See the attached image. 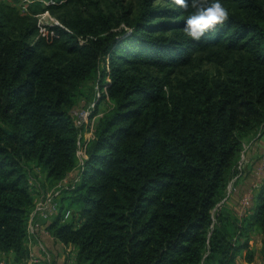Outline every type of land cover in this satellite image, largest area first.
<instances>
[{
  "label": "trees",
  "instance_id": "trees-1",
  "mask_svg": "<svg viewBox=\"0 0 264 264\" xmlns=\"http://www.w3.org/2000/svg\"><path fill=\"white\" fill-rule=\"evenodd\" d=\"M219 2L226 19L198 40L185 21L211 0L77 13L44 24L34 42L36 24L12 22L0 4V252L13 254L11 264L27 255L33 166L51 182L77 178L47 225L75 247L77 264H233L241 252L252 261L249 231L264 230V179L239 219L211 210L244 140L264 131V0ZM209 48L215 71L175 77ZM94 83L113 106L80 164L70 110ZM72 202L78 225L60 221Z\"/></svg>",
  "mask_w": 264,
  "mask_h": 264
},
{
  "label": "rangeland",
  "instance_id": "rangeland-1",
  "mask_svg": "<svg viewBox=\"0 0 264 264\" xmlns=\"http://www.w3.org/2000/svg\"><path fill=\"white\" fill-rule=\"evenodd\" d=\"M138 2L139 0H80L77 2L60 0V2L56 5V3L54 2H50L53 4H49L47 0H0V4H4L5 6L6 5L8 6V8L5 9V13H9L12 16V22H18L22 20L23 17H27L36 24L37 34L29 37L28 38L29 42H34L38 37L44 34V30L46 29L44 24L46 23L54 22L57 24H61L60 23L61 19L73 17L77 13H79L83 17H90L91 15H95L99 8L102 9V11L105 13L116 14L120 6H123L131 10L133 13H135L138 8ZM119 27L126 28V26L123 23L120 24ZM43 50L45 52H50L51 48H44ZM211 51L212 49L209 48L205 52H202L201 54L199 53L194 54L192 56V62L190 64L179 66L175 69L176 70L175 77L179 78L184 75H187L191 71L202 68L212 72L215 71L216 63L208 58V55ZM145 69L149 70L150 72H154V73L156 72V69L154 67H146ZM88 86H89L88 84L85 86L86 91L84 92L86 93H84V95L86 96L88 94L89 96L85 97L84 95H80L77 98L76 103L72 106V108L75 106L87 107L89 103L96 101V106L94 111L95 118L93 116L91 121L93 127L88 128L84 132V136L86 138L91 137L93 135L91 134L90 130H92V133H94L99 118L105 113L109 112V110L113 106L111 101L109 100L108 93L107 95L102 94L101 98L97 100L96 97L97 89L95 87L97 86L99 88H103L105 86L100 87L98 84L95 83L92 86V89H88ZM28 170H31V174L35 176L39 184H36L35 186L34 184H30L29 182H27L29 186V191L31 192L32 206L30 208V211L28 212V218L26 222V239L24 242L26 247H28L27 243L31 242V239L29 238L27 233V227L31 218L37 215V212L35 210L36 204L45 197V194L49 192L57 182L60 181L58 180L51 182L47 180L46 177L43 175V173L40 172L39 168H36L34 166ZM74 178L75 175H68L67 180L73 181ZM263 179H264V131L258 133L255 137L246 138L244 140L243 147L240 152V157L236 162L232 176L227 183V187L230 182H258V184H260L263 181ZM231 186H233L232 183ZM236 191L237 188L235 186V190H231L228 195L225 192L223 198L211 210L213 218H215V215L217 214L218 211L220 212L219 209L220 203L223 202L225 199L229 198V196L232 193H235ZM66 208H70L73 210V212H76L74 210L75 204L73 202L70 206L64 207L63 210ZM227 216L231 217L229 215ZM69 222L72 221H67L65 223H69ZM258 230L260 231L259 234H261L260 241L264 243V239H262L264 237V230L261 229ZM73 248L75 249L74 246ZM75 260H76L75 264H77L76 251H75Z\"/></svg>",
  "mask_w": 264,
  "mask_h": 264
},
{
  "label": "crops",
  "instance_id": "crops-1",
  "mask_svg": "<svg viewBox=\"0 0 264 264\" xmlns=\"http://www.w3.org/2000/svg\"><path fill=\"white\" fill-rule=\"evenodd\" d=\"M86 87H84V91ZM255 145V144H254ZM237 191L232 193L229 198L220 203V213L224 216L240 218L246 213L252 203V198L259 184L257 182H232ZM250 194L251 199L248 206L242 205V198ZM57 216V215H56ZM55 218V217H54ZM44 220L39 216L32 217L31 222L36 226H41L45 232L36 230L35 235L31 237V242L27 243L28 248H33L36 253L38 264H75V249L70 244H63L51 234L47 225L54 220ZM255 227L249 231V248L251 250L252 261H247L245 253L241 252L233 264H264V243L260 241L261 234ZM264 239V237L262 238ZM12 254L0 252V264H11Z\"/></svg>",
  "mask_w": 264,
  "mask_h": 264
},
{
  "label": "built area",
  "instance_id": "built-area-1",
  "mask_svg": "<svg viewBox=\"0 0 264 264\" xmlns=\"http://www.w3.org/2000/svg\"><path fill=\"white\" fill-rule=\"evenodd\" d=\"M95 88L97 89L96 91L97 100L101 98L102 94L107 95L106 87L99 88L96 86ZM95 106H96V101L89 103L87 107L86 106L85 107L75 106L71 108L70 110L72 122L74 126L78 129L76 156L80 164H82L83 160L86 158L85 147L87 143L89 142V140L93 139L94 137V133H92V130H90L91 134H93L91 137L86 138L84 136V132L88 128L93 127V125L91 124V121H92L93 116L95 118V115H94ZM76 180L77 178H74L73 182H71V180L68 181L66 177L60 180L59 182H57L54 185V187L45 194V197L36 204L35 210L37 212V216L47 221L52 220L54 217H56V215L58 214L59 196L61 195L64 189L72 187L73 184L75 183L74 181ZM28 182L30 184H34L35 186L36 184H39L35 176L31 174V172L28 174ZM231 183L232 182H230L227 187V190H226L227 195L230 193L231 190H235V186H231ZM250 199H251V195L246 194L242 198V205L248 206L250 203ZM31 220L27 227V233L30 239L31 237H33V235H35V232L38 229L41 232H45V230L41 226H38V225L36 226L35 224L31 222ZM60 221L63 223L67 221H72L75 225H78L80 222V215L77 212H73L72 209L66 208L60 214ZM38 263H39V260L33 248L27 247V255L23 261V264H38Z\"/></svg>",
  "mask_w": 264,
  "mask_h": 264
},
{
  "label": "clouds",
  "instance_id": "clouds-1",
  "mask_svg": "<svg viewBox=\"0 0 264 264\" xmlns=\"http://www.w3.org/2000/svg\"><path fill=\"white\" fill-rule=\"evenodd\" d=\"M226 17L227 12L223 9L219 0H211V3L199 7L195 14L186 19V33L192 39L198 40L206 31L223 23Z\"/></svg>",
  "mask_w": 264,
  "mask_h": 264
},
{
  "label": "snow or ice",
  "instance_id": "snow-or-ice-1",
  "mask_svg": "<svg viewBox=\"0 0 264 264\" xmlns=\"http://www.w3.org/2000/svg\"><path fill=\"white\" fill-rule=\"evenodd\" d=\"M178 3L183 2V0H177Z\"/></svg>",
  "mask_w": 264,
  "mask_h": 264
}]
</instances>
